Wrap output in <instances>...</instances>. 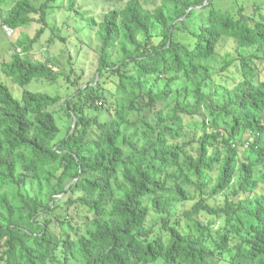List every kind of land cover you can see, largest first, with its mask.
I'll use <instances>...</instances> for the list:
<instances>
[{"label": "trees", "instance_id": "16d2710c", "mask_svg": "<svg viewBox=\"0 0 264 264\" xmlns=\"http://www.w3.org/2000/svg\"><path fill=\"white\" fill-rule=\"evenodd\" d=\"M58 1L36 7L32 0H15L3 20L12 30L29 27L34 16L40 25L33 37H19V53L2 66V73L23 89L14 97L0 82L4 264H50L60 255L79 264H205L231 251V264H264V147L258 140L264 135V80L251 82L242 67L245 77L229 84L226 77L197 64L214 57L226 39L238 49L264 47L263 7L253 14L239 9L234 15L212 7L216 0H161L150 12L141 0H126L123 9L105 16L97 33L99 79L107 74L117 78L114 113L104 107L106 90L94 80L92 87L64 102L62 111L75 116L77 125L57 141L59 128L50 108L61 99L28 86L56 79L49 65L30 55L46 30L50 6ZM4 2L0 0V9ZM75 3L68 0V10L96 28V21L80 13ZM195 14L202 18L196 29H189L186 23ZM180 31H187L182 36L189 34L193 43L184 44ZM119 36L124 43L120 57L113 59L111 49ZM236 61L226 57L222 70ZM171 72L175 76L162 91L149 87L151 77ZM182 74L189 80L186 92L193 102L177 100L166 107ZM91 105L105 110L108 118L90 119L85 110ZM244 132L256 137L249 144L254 161L240 157L235 139ZM194 184L201 197L179 218L177 205L194 201L187 191ZM81 191L83 196L70 198ZM225 193L231 199L226 197L223 204L207 202ZM61 201L69 209L80 204L87 216L77 229L66 221L68 232L58 240L51 222L40 217L61 207ZM202 213L209 217L207 223L201 221ZM220 218L224 226L216 254L208 240Z\"/></svg>", "mask_w": 264, "mask_h": 264}, {"label": "rangeland", "instance_id": "374dc122", "mask_svg": "<svg viewBox=\"0 0 264 264\" xmlns=\"http://www.w3.org/2000/svg\"><path fill=\"white\" fill-rule=\"evenodd\" d=\"M45 1L46 0H32V3L34 6L38 7ZM14 2L15 0H5L0 9V82L11 89L14 97H19L23 89L14 84L10 78L2 73V66L4 63L10 61V58L14 53H19V49L16 45V41L19 37L22 34H27L28 36L33 37L36 34V31L40 28V25L36 21L37 17L34 16L35 22L29 27L17 30H12L6 27L3 20L9 14L10 8ZM141 3L150 12H154L162 4L161 0L154 2L141 0ZM125 4L126 0H76L75 8L78 9L80 13L87 14L96 21L97 27L94 29L89 28L87 22L84 20L76 18V11L68 10V0H59L56 4L50 6V15L47 18L46 30L38 43L34 46L33 52L30 56L33 60L49 65L53 74L56 76V79H39L32 82L28 86V89L30 91L44 92L52 97H59L61 99L57 104L50 108L55 114L56 124L59 128L57 141L65 138L66 134L70 132V129H72L71 132H74L73 130L76 128L75 126L73 129V117H69L66 114V111H62L61 109L64 102L72 95L77 96L79 90L83 91L88 86L92 87V82H94V80L95 82H100L102 87L106 90L108 101L104 107L108 108L109 112L114 113L116 102L115 97L117 95L115 83L117 82V78L116 76L112 77L107 74L105 79L104 76L99 79L97 68L100 40L97 33L99 31V25L103 22L105 16L112 11H120L125 7ZM257 6L259 8L263 7V12L261 14L264 16V0H216L212 7L216 10L232 11L234 15H237L236 12L239 9H241L243 13L253 14L258 11L256 9ZM207 12L208 11H205L206 14ZM201 18L202 16L200 14L193 15L190 20L187 21L186 27H189V29H196ZM186 33L187 31H180V40L184 44H192L193 39L189 34L187 37L182 36ZM122 43H124L123 39L119 36L117 43L111 49L113 59L120 57V46ZM226 57L233 59L236 58L237 61L234 63L233 67L228 68L224 72L222 68L225 65L224 59ZM197 64L206 66L210 73H215L216 77L219 75L226 77L229 84L235 79L241 80L245 77L242 69V67H244L246 71H248L246 77L251 82L258 83L264 80V47L238 49L236 43L232 39H226L220 43L214 57L211 59L200 60ZM173 76L175 75L171 72L167 75L151 77L149 79V87H153L155 92L162 91L168 79ZM217 81L220 82V79L217 78ZM216 85L221 84L217 83ZM212 87L215 88V86ZM172 90L176 93L170 97L169 101L166 103V107L172 108L177 100L181 103L193 102V98L186 92L190 90V85L189 80L184 74L179 75V80L174 81ZM209 90L210 89L206 92H209ZM177 92H181V94H178ZM81 96L83 97V95ZM125 104H128L127 98ZM96 110L97 109H95V107L93 108L91 105V108H87L85 113L90 119L98 117L99 120H106L108 118V113L105 110ZM135 129L136 128H131L130 131L132 132ZM92 130H96L93 125ZM140 136L141 135L138 133L134 141H137ZM255 140L256 137L249 132H244L236 137L235 142L239 147L241 158H247L251 161L256 159V155L252 153L251 146L249 145L253 144ZM258 140L259 146L264 147V135L260 136ZM124 148L127 154H129L131 151L130 148H128L127 145H125ZM260 170L261 167H258L257 171L260 172ZM217 174L218 171L213 173V178H216ZM70 182V178L66 177L65 183L70 186ZM187 191L193 195L194 201L182 202L177 205L179 218L184 211L191 209L201 197V195L198 194L199 191H196L195 189V184L187 188ZM204 193L203 197L208 198L206 194L207 190H204ZM83 195L84 193L82 191L73 192L70 195V198L75 200L77 197ZM226 197L231 199V196L228 195V193H225L224 195L216 197L215 200L208 199L207 202L212 205L223 204ZM58 202L60 203V201ZM61 204V207L40 217V220L47 219L51 222V229L56 233L58 240H60L59 238L65 234V232H68L66 221L69 220L73 227L77 229L83 222H85L87 216L86 209L80 204L75 205L70 209L65 203L62 202ZM208 218L209 217L205 213L200 215V219L204 223H207ZM223 226V219H217L216 224L211 230L212 235L208 240L209 249L212 251L215 250L216 254L220 251L218 233L222 232ZM230 249L232 248L230 247ZM3 251L4 247L0 244V264H4L2 261ZM231 257L232 251L226 252L220 258H218L217 255L216 257L210 258L205 264H231ZM246 263L248 264L249 261H246ZM50 264H79V262H67L64 257L60 255L57 262H51ZM158 264L165 263L161 261Z\"/></svg>", "mask_w": 264, "mask_h": 264}, {"label": "water", "instance_id": "95a60500", "mask_svg": "<svg viewBox=\"0 0 264 264\" xmlns=\"http://www.w3.org/2000/svg\"><path fill=\"white\" fill-rule=\"evenodd\" d=\"M73 119H74V127H73V129L75 128V126H76V118H75V116H73Z\"/></svg>", "mask_w": 264, "mask_h": 264}]
</instances>
